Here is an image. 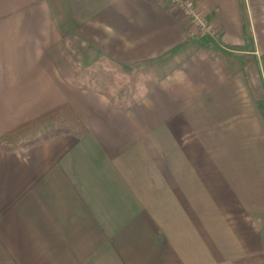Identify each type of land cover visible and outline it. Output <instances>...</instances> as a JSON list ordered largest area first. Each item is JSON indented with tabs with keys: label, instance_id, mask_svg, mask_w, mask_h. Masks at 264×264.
I'll list each match as a JSON object with an SVG mask.
<instances>
[{
	"label": "crops",
	"instance_id": "obj_1",
	"mask_svg": "<svg viewBox=\"0 0 264 264\" xmlns=\"http://www.w3.org/2000/svg\"><path fill=\"white\" fill-rule=\"evenodd\" d=\"M194 2L216 40L159 0H0V136L86 130L0 150V264H264V0ZM100 63L150 83L122 106L74 76Z\"/></svg>",
	"mask_w": 264,
	"mask_h": 264
},
{
	"label": "trees",
	"instance_id": "obj_2",
	"mask_svg": "<svg viewBox=\"0 0 264 264\" xmlns=\"http://www.w3.org/2000/svg\"><path fill=\"white\" fill-rule=\"evenodd\" d=\"M45 123L48 126L42 130L40 126ZM85 132L73 110L68 105H62L1 135L0 150L12 152L45 141L53 135L74 133L81 137Z\"/></svg>",
	"mask_w": 264,
	"mask_h": 264
},
{
	"label": "rangeland",
	"instance_id": "obj_3",
	"mask_svg": "<svg viewBox=\"0 0 264 264\" xmlns=\"http://www.w3.org/2000/svg\"><path fill=\"white\" fill-rule=\"evenodd\" d=\"M62 58L64 57L62 56ZM60 64L63 70L71 67L65 59H62ZM74 76L85 84L105 90L115 102L122 106L132 103L136 95L135 89L140 83L145 85L150 83L137 71H124L111 63H100L87 70L76 69ZM47 126L48 123H45L40 128L43 130Z\"/></svg>",
	"mask_w": 264,
	"mask_h": 264
},
{
	"label": "built area",
	"instance_id": "obj_4",
	"mask_svg": "<svg viewBox=\"0 0 264 264\" xmlns=\"http://www.w3.org/2000/svg\"><path fill=\"white\" fill-rule=\"evenodd\" d=\"M166 2L185 17L192 26L191 36L203 38L208 37L216 40V32L206 20L204 15L198 10L194 0H159Z\"/></svg>",
	"mask_w": 264,
	"mask_h": 264
}]
</instances>
